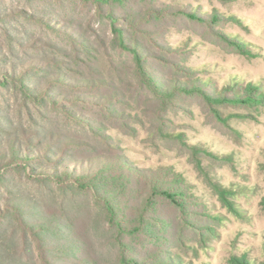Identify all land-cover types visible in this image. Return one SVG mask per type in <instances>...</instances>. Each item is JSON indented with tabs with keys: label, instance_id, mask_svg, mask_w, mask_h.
Returning <instances> with one entry per match:
<instances>
[{
	"label": "rangeland",
	"instance_id": "rangeland-1",
	"mask_svg": "<svg viewBox=\"0 0 264 264\" xmlns=\"http://www.w3.org/2000/svg\"><path fill=\"white\" fill-rule=\"evenodd\" d=\"M5 60L17 70L43 67L25 71L24 81L44 101L10 78L1 81L0 141L23 130L35 144L45 138L57 146L51 161L33 164L55 167L61 159L72 170L106 159L121 163L113 171L124 176L180 182L187 203L158 197L143 208L153 230L127 238L126 256L151 264L156 254L184 264H237L242 256L264 262V104L215 106L204 97H232L249 84L264 94V0H0V67ZM52 74L64 81L46 82ZM74 80L86 84L71 88ZM198 83L203 93L182 90ZM1 168L0 199L39 201L71 222L95 264H120L122 248L90 192ZM219 186L232 191L234 210ZM4 224L9 232L0 239L20 248ZM157 228L166 230L163 238Z\"/></svg>",
	"mask_w": 264,
	"mask_h": 264
},
{
	"label": "trees",
	"instance_id": "trees-1",
	"mask_svg": "<svg viewBox=\"0 0 264 264\" xmlns=\"http://www.w3.org/2000/svg\"><path fill=\"white\" fill-rule=\"evenodd\" d=\"M85 1L104 4L109 0ZM113 1L122 3V0ZM188 15L191 19H199L204 22L206 20L196 15ZM214 20V17L211 18L212 23H215ZM225 40L244 51L243 45L239 42L226 38ZM3 57L6 59V56ZM5 65L4 68L0 67V83L4 79L10 78L19 83L26 94L44 101L39 92L24 81V77H27L25 71L42 72L43 67L35 63H27L26 65H20L19 70H17L12 68L13 66L8 60H5ZM51 81L63 82V75L52 74V77L47 78L46 82ZM69 82L71 88L86 84L85 82L80 83L78 80ZM2 85H5V83L3 82ZM243 89L241 93L232 97L209 95L206 92H204V97L207 102L215 106L256 107L264 104V94L258 92L257 86L249 84ZM182 90L187 93H193L194 90L203 93L202 85L199 83L192 90L186 88ZM62 98H76L79 100L83 97L68 96ZM62 98H56L53 101L58 104V100ZM9 135V138L0 141V167H3L1 171L5 168H20L28 172L29 179H53L60 184L67 183V186L90 192L95 201L102 207L103 220L112 228L115 242L122 248L119 258L120 264H151V262L145 263L141 258L136 259L126 256L124 249L129 246L127 238H132L135 235L134 233L139 234V231H145L146 227L153 230L154 225L145 222V219L149 218H145L143 208L154 207L155 198L167 199L178 207H183L184 203H187V200L179 198V196H184L182 188L177 187L180 182H177V185L176 182H171L168 185L162 182L163 178L158 177L156 180L151 178V180L145 182L146 177L138 170L133 171L140 172L137 176H124L113 171L116 165L123 166L121 163H112L106 159L92 161L96 164L92 168L87 167L86 169L79 165V167L70 170L66 160L61 159H59V162L54 163L55 167H43L42 164L33 163H39L42 159L45 163L51 161L55 156L52 149H56V145L45 143V138L35 144V142L24 136L23 130ZM90 162L87 161V163ZM72 163L82 164L79 161H73ZM88 166H91V164H88ZM217 193L226 206L231 210L235 209L230 206L229 198L233 195L231 190L219 186ZM132 201L135 202V206L126 208ZM45 209L39 201L18 194L7 195V197L0 199V232L3 236L4 233L9 232L4 224L7 222L10 229L14 231V235H11L14 237L18 234L20 239V248H15L16 245L12 244L13 242L10 240L8 241L11 243L6 244L3 243V239H0V264H69L66 261H71V258L77 260L79 264H95L97 259L94 256L92 257L91 251L94 252L93 249L84 239H79L71 222L65 218H62L63 221H61L56 215L47 212ZM128 212L132 215L126 216ZM128 227L133 229L128 230ZM162 231L166 232V230L157 228L155 233L163 238ZM27 248H29V251ZM130 255L134 256V252H130ZM150 259H155L156 264H184L174 258H160L158 254L153 255ZM236 262L237 264H254L246 256H242ZM260 264H264V262Z\"/></svg>",
	"mask_w": 264,
	"mask_h": 264
}]
</instances>
